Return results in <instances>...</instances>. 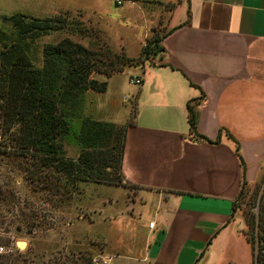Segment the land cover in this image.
<instances>
[{
	"label": "crops",
	"instance_id": "crops-1",
	"mask_svg": "<svg viewBox=\"0 0 264 264\" xmlns=\"http://www.w3.org/2000/svg\"><path fill=\"white\" fill-rule=\"evenodd\" d=\"M130 1L144 16L163 19L165 51L153 64L133 65L142 83L126 132L124 185H110L126 190L129 207L115 216L128 227L120 231L129 253L119 246L110 256L124 264L216 260L242 233L232 217L242 169L226 131L238 141L249 181L264 165V0ZM138 53L126 50L129 57ZM127 68L107 79L104 92H86V99L107 97L105 107L87 115L123 123L113 113ZM199 96L197 131L218 142L190 134L187 102Z\"/></svg>",
	"mask_w": 264,
	"mask_h": 264
},
{
	"label": "rangeland",
	"instance_id": "rangeland-1",
	"mask_svg": "<svg viewBox=\"0 0 264 264\" xmlns=\"http://www.w3.org/2000/svg\"><path fill=\"white\" fill-rule=\"evenodd\" d=\"M158 8L154 7L155 10ZM141 12L143 10L137 11L131 6L130 0H123L120 5L115 0H0V29L9 37H15L11 26L3 21V16L15 13L39 18L67 14L82 23L86 29L75 34L72 30L63 29L25 41L27 54L35 66L42 65L43 46L56 43L65 36L95 48L97 39L94 31L99 33L113 52L126 55L127 50L136 55L150 39L159 38L163 34V19L157 16L150 18ZM5 42L0 43V51ZM139 57L132 58L137 60ZM137 70L128 66L127 74L121 79L124 85L116 94L120 106L113 113L116 121L125 123L133 107L137 108L134 94L140 84L130 82L132 77L138 76ZM98 74L94 72L92 76ZM106 102L107 97L92 96L86 99L85 95L83 113L94 114L95 110L105 107ZM7 141V134L4 133L0 150L4 149L6 153H0V183L11 189L16 196L9 197L0 206V213L6 214V223H10L5 225L8 232L2 228L0 235L12 236L10 253L18 251L26 254L31 259L30 264H73V260L85 264V258L87 262V258L92 259L96 255H111L115 248L125 244L126 238L122 237L120 230L128 227L116 216L117 210L127 211L129 207L125 201L126 190L93 181L79 182L71 187L52 167H46L41 176H36L25 168L28 165L26 161L32 160L31 157L25 161L15 152L17 147L10 143L5 145ZM79 150L80 146L75 142L63 140L62 151L65 157L76 158ZM263 180L264 165L255 182L249 181L246 175L242 195L236 202L233 215L235 224L242 231L246 230L244 215L248 200L255 196ZM102 241L106 242L104 251ZM19 242L25 244L20 247ZM0 245L6 247L4 243ZM121 250L129 253L125 246ZM217 254L216 260L210 255L200 264H254L251 245L243 233L228 239L220 255ZM229 259L235 263L229 262ZM112 262L125 263L119 257L113 258Z\"/></svg>",
	"mask_w": 264,
	"mask_h": 264
},
{
	"label": "trees",
	"instance_id": "trees-1",
	"mask_svg": "<svg viewBox=\"0 0 264 264\" xmlns=\"http://www.w3.org/2000/svg\"><path fill=\"white\" fill-rule=\"evenodd\" d=\"M3 21L11 26L15 34L11 38L0 29V43L7 41L0 51L3 71L0 95L4 99V133L8 139L5 145L10 143L17 147L15 152L25 161L27 157H31L32 160L26 161L28 165L25 168L30 169L36 176H41L46 167H52L71 187L83 181L124 185L122 159L126 132L128 126L134 122L136 108L133 107L125 123L117 124L96 120L84 114L82 105L88 90H106L107 79L113 73L135 64H153L154 59L161 57L165 51L161 37L152 38L144 44L140 57L136 60L125 53L113 52L96 31L95 48L65 36L56 43L44 45L42 65L35 66L27 54L25 41L57 30L69 29L75 34L86 28L67 14L39 18L15 13L3 16ZM94 72L103 74L106 79L94 78ZM201 97L187 102L190 134L208 142H218L219 136L212 141L197 131V112L194 106ZM222 131L221 129L220 133ZM226 133L236 143L235 150L242 169L240 191L232 205L233 217L236 202L242 195L246 181V164L238 141L228 131ZM64 139L80 146L76 158L64 156ZM0 153H6V150L1 149ZM3 185L0 183V206L9 197L16 196ZM6 219V214L0 213V231L3 228L8 232L5 225L10 223H6ZM244 220L246 230L242 233L251 245L254 264H264V180L255 196L248 200ZM11 238L12 236L0 235V244L9 245ZM87 259L86 262L85 258V264H92L91 258ZM30 261L26 254L18 251L0 253V264H30ZM73 264L81 263L73 260Z\"/></svg>",
	"mask_w": 264,
	"mask_h": 264
},
{
	"label": "built area",
	"instance_id": "built-area-1",
	"mask_svg": "<svg viewBox=\"0 0 264 264\" xmlns=\"http://www.w3.org/2000/svg\"><path fill=\"white\" fill-rule=\"evenodd\" d=\"M116 4L117 5H120L123 3V0H115ZM2 64H1V61H0V79L3 75L2 73ZM130 82L131 83H134V84H141L142 83V78L139 77V76H135V77H132L130 79ZM3 105H4V99L3 97L0 95V143L2 142L3 140V136H4V111H3ZM154 224L153 221L149 222V226L152 227ZM11 246H12V243H10L9 245H6L3 246V245H0V253H10L12 251L11 249ZM113 256H110V255H96V256H93L92 259H91V263L92 264H113Z\"/></svg>",
	"mask_w": 264,
	"mask_h": 264
},
{
	"label": "water",
	"instance_id": "water-1",
	"mask_svg": "<svg viewBox=\"0 0 264 264\" xmlns=\"http://www.w3.org/2000/svg\"><path fill=\"white\" fill-rule=\"evenodd\" d=\"M25 243L24 242H19L18 246L22 247Z\"/></svg>",
	"mask_w": 264,
	"mask_h": 264
}]
</instances>
